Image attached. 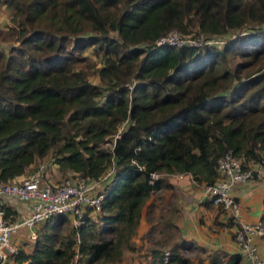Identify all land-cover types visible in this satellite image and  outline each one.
I'll return each instance as SVG.
<instances>
[{"label":"trees","instance_id":"obj_1","mask_svg":"<svg viewBox=\"0 0 264 264\" xmlns=\"http://www.w3.org/2000/svg\"><path fill=\"white\" fill-rule=\"evenodd\" d=\"M1 1L11 23H0V182L50 153L63 173L109 172L99 223L87 217L69 227L67 216H52L31 250L21 247L6 264L120 262L135 249L144 206L149 264L166 252L170 264H189L194 245L177 234L174 202L149 200L172 187L169 174L189 173L205 186L225 152H264V0ZM171 29L226 38L198 48L153 45ZM88 49L102 55L98 83L82 66ZM162 227L178 237L169 250L155 243ZM240 259L232 254L225 264Z\"/></svg>","mask_w":264,"mask_h":264},{"label":"built area","instance_id":"obj_2","mask_svg":"<svg viewBox=\"0 0 264 264\" xmlns=\"http://www.w3.org/2000/svg\"><path fill=\"white\" fill-rule=\"evenodd\" d=\"M261 26L264 28V24ZM225 38L195 31L183 34L171 29L156 38L153 45L198 48L221 45ZM216 169L215 181L204 186L206 197L214 206L229 212L235 223L233 239L245 264H264V254L253 240L254 235L264 237V223L261 219L254 223L242 222L240 205L233 195L235 186L264 179V152L259 158L248 159L227 151L217 158ZM108 174L92 179L74 173L62 180L51 181L45 173V164H41L32 173L0 182V264L10 262L23 247L22 239L16 236L23 228L29 231L30 239H36L37 227L52 216L65 215L74 227L84 225L86 218L100 209L106 195L103 185ZM150 176L155 179L158 173ZM164 260L168 261L167 252Z\"/></svg>","mask_w":264,"mask_h":264},{"label":"crops","instance_id":"obj_3","mask_svg":"<svg viewBox=\"0 0 264 264\" xmlns=\"http://www.w3.org/2000/svg\"><path fill=\"white\" fill-rule=\"evenodd\" d=\"M0 5L5 4L1 1ZM4 19L7 20L4 21ZM8 20L9 17H4L0 23L5 24ZM166 178L172 187L164 189L162 193L170 195L173 199L177 212L172 219L180 238L187 243L192 242L194 245L192 249L197 251L200 249L207 257L212 254L213 256L218 255L222 264L228 261L230 255L240 254L239 246L233 239L234 221L229 212L211 204L205 195L204 185L197 184L189 173H172ZM233 195L240 205L239 219L242 222L254 223L261 219L264 214V179L252 180L247 184L235 186ZM94 214L95 212H92L90 216ZM149 226L144 206L136 233L132 238L135 244L134 251L140 249V247L136 248L137 244H144L141 237L147 232ZM253 240L258 250L264 254V237L254 235ZM124 254L126 255L127 251H124ZM144 263L133 260L129 264ZM238 264H245V261L241 258Z\"/></svg>","mask_w":264,"mask_h":264},{"label":"rangeland","instance_id":"obj_4","mask_svg":"<svg viewBox=\"0 0 264 264\" xmlns=\"http://www.w3.org/2000/svg\"><path fill=\"white\" fill-rule=\"evenodd\" d=\"M1 3V1H0ZM10 16H11V9L9 7H7L6 5H0V20H2L4 17H9V20L7 23H5L6 25L10 24ZM7 20V19H6ZM4 19V21H6ZM3 21V22H4ZM239 31V30H237ZM84 55L86 56V60L82 63V66H84V68L88 71V77L91 81L98 83L99 82V78L97 75L96 70L101 67L102 65V55L101 54H96L94 51H92L91 49H88L87 51L84 52ZM237 62H239V59H235L234 64H236ZM41 164H45V173H48V179L49 180H53V181H59L62 180L64 178H67L71 175V173L68 172H61L58 169V166L56 163H54V157L53 155L50 153L49 155H47L44 158L41 159H37L35 163H33L29 168L27 172H34L35 170H37V168L41 165ZM26 172V174H27ZM156 197V198H155ZM159 197L163 198V201L157 200L159 199ZM155 199V200H154ZM152 200H154V202L157 200L158 204H163V203H169V201H173V199L171 198L170 195H165L161 192H159L157 195H154L151 197V199L149 200V202H151ZM146 209V208H145ZM157 213V212H156ZM98 211L95 212V214L93 216H91L90 218L93 220H96L99 223V219H98ZM68 226L71 227V223L68 220ZM43 225H39L37 227V234L39 235V232L42 230ZM174 233V229L170 228V227H162V228H158L156 230L155 233V243L157 245V247H159L160 249L162 248L163 250L165 249H170L175 241H178V237L177 235L174 233V236H172V234ZM29 234V231L26 228L21 229L16 236H19L22 239V246L25 250L30 251L31 248L33 247L35 240L36 239H30L29 236H27ZM15 236V237H16ZM141 241L144 243V248L143 245L141 243L137 244V247H140L139 250L137 251H127V254H123L125 255L124 259L121 260L120 262H116L114 264H129L130 262H132L133 260H138L140 263L145 262L144 264H148V262L150 263L149 259V253L147 252V248L148 243H146V241H143V238H141ZM76 251H77V246L75 247ZM184 254V253H183ZM185 255H187V257H189V264H211V258L213 256L209 255L208 257L206 255H204L202 253V251H200V249L197 250H191L189 252H185ZM221 256V255H220ZM208 260V262H207ZM158 264H170L169 262H165V260L163 262H159Z\"/></svg>","mask_w":264,"mask_h":264}]
</instances>
